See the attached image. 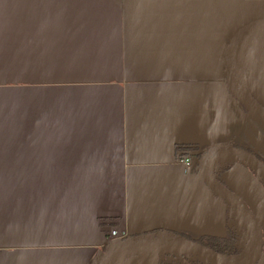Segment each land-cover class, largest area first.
Wrapping results in <instances>:
<instances>
[{"label": "crops", "instance_id": "1", "mask_svg": "<svg viewBox=\"0 0 264 264\" xmlns=\"http://www.w3.org/2000/svg\"><path fill=\"white\" fill-rule=\"evenodd\" d=\"M262 26L264 0H0V264H99L179 232L232 234L244 254L251 230L199 162L236 145L264 152V123L228 79L235 42ZM237 68L264 108V35ZM212 174L263 232V180L235 158ZM172 256L203 261L146 250L114 264Z\"/></svg>", "mask_w": 264, "mask_h": 264}, {"label": "water", "instance_id": "2", "mask_svg": "<svg viewBox=\"0 0 264 264\" xmlns=\"http://www.w3.org/2000/svg\"><path fill=\"white\" fill-rule=\"evenodd\" d=\"M261 35H264V26L249 31L235 42L228 59V79L240 102L252 115L264 123V108L257 103V101L247 91L239 76L237 68L238 59L241 53L245 51L253 39L258 38ZM224 158H235L245 162L256 173V175L263 180V182L264 165L251 153L235 148L208 151L202 157V161L199 162L201 175L207 186L214 192L215 195L219 196L233 206L251 230L253 238L252 244L246 253L237 256H226L182 238L157 239L155 237H144L134 242L130 240L129 242L124 243L126 244L125 246H121L120 248L112 251L104 257L99 264H114L122 258L146 250H162L165 252L168 250L185 251L213 264H251L259 255L262 245V231L259 226V222L256 220L255 216L244 201L214 178L212 174V165Z\"/></svg>", "mask_w": 264, "mask_h": 264}, {"label": "flooded vegetation", "instance_id": "3", "mask_svg": "<svg viewBox=\"0 0 264 264\" xmlns=\"http://www.w3.org/2000/svg\"><path fill=\"white\" fill-rule=\"evenodd\" d=\"M258 152V151H257ZM263 152V151H262ZM252 155H254L253 153H256V152H250ZM264 153V152H263ZM255 156V155H254ZM190 163H191V158H190ZM263 233L264 231L262 232V238H261V250L264 249V241H263ZM179 234V233H178ZM184 234H190V233H185ZM180 236H182L181 234H179ZM118 235L115 237L117 238ZM185 240H187L184 236H182ZM206 237H212V236H206ZM115 238H111L109 236V242H111L113 239ZM215 238V237H214ZM118 239V238H117ZM218 239V238H216ZM235 239H236V236L234 235H229V236H226L224 237L223 239H219L220 240V243H219V247L220 248H223L225 252L228 251V253H230L229 255H226V256H236L237 254V249H236V243H235ZM193 242V241H192ZM195 243V242H194ZM196 244H199V243H196ZM200 245V244H199ZM203 246V245H201ZM205 247V246H204ZM207 248V247H206ZM209 249V248H208ZM211 250V249H210ZM213 251V250H212ZM215 252V251H214ZM218 253V252H217ZM220 254V253H219ZM223 255V254H222ZM203 260V259H202ZM204 261V260H203ZM203 261H200V259L197 261H193V260H190L189 258L187 257H184V256H181V257H177V256H172L171 258H165V259H159L157 261V264H206V263H201ZM207 261V260H206ZM204 261V262H206ZM258 261V257L251 263L253 264L254 262H257ZM208 264H213L209 261H207Z\"/></svg>", "mask_w": 264, "mask_h": 264}, {"label": "trees", "instance_id": "4", "mask_svg": "<svg viewBox=\"0 0 264 264\" xmlns=\"http://www.w3.org/2000/svg\"><path fill=\"white\" fill-rule=\"evenodd\" d=\"M234 147H239L242 150L251 152V150L248 147H244V146H234ZM178 150H196L197 147L192 148L190 146H183V145H179L177 147ZM264 165V153L262 151H258L256 153H253ZM179 234H181L182 236H184L187 240L189 241H193L195 243H199L200 245H203L215 252H218L220 254L223 255H229L230 253L225 252L223 248H220L218 245L220 243L219 239H216L214 237H206V236H201V235H194V234H184V232H179ZM263 241H264V233H263Z\"/></svg>", "mask_w": 264, "mask_h": 264}, {"label": "built area", "instance_id": "5", "mask_svg": "<svg viewBox=\"0 0 264 264\" xmlns=\"http://www.w3.org/2000/svg\"><path fill=\"white\" fill-rule=\"evenodd\" d=\"M178 161L183 164L186 168H191L190 159L184 156H181ZM118 235V231L115 228H111L110 237L115 238Z\"/></svg>", "mask_w": 264, "mask_h": 264}, {"label": "rangeland", "instance_id": "6", "mask_svg": "<svg viewBox=\"0 0 264 264\" xmlns=\"http://www.w3.org/2000/svg\"><path fill=\"white\" fill-rule=\"evenodd\" d=\"M249 249H250V248H249ZM249 249H248V250H249ZM248 250H247V251H248ZM247 251H246V252H247ZM246 252H245V253H246Z\"/></svg>", "mask_w": 264, "mask_h": 264}]
</instances>
